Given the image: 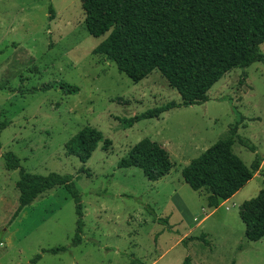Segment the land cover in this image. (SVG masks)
<instances>
[{"label":"rangeland","instance_id":"374dc122","mask_svg":"<svg viewBox=\"0 0 264 264\" xmlns=\"http://www.w3.org/2000/svg\"><path fill=\"white\" fill-rule=\"evenodd\" d=\"M107 35L88 32L82 0H0V118L10 121L1 134L0 264H31L38 253L34 264H183L187 256L188 264H264V237L248 240L239 214L264 188V62L227 72L202 104L124 127L122 118L182 98L158 69L134 82L96 52ZM260 48L264 53V42ZM63 82L80 90L65 93ZM239 120L238 135L256 151L237 139L233 150L247 165L258 155L261 166L230 200L211 208L208 191L191 188L182 169L227 138ZM87 125L110 142H99L83 164L65 144ZM146 137L164 146L174 163L156 181L138 167L118 166ZM7 151L29 172L74 176L84 211L81 244L71 245L77 215L64 187L47 190L11 220L19 205V170L6 168ZM203 233L209 244L182 241ZM62 245L68 249L42 253Z\"/></svg>","mask_w":264,"mask_h":264},{"label":"trees","instance_id":"16d2710c","mask_svg":"<svg viewBox=\"0 0 264 264\" xmlns=\"http://www.w3.org/2000/svg\"><path fill=\"white\" fill-rule=\"evenodd\" d=\"M82 7L88 32L94 37L108 34L95 48L96 52L105 54L134 82L158 69L182 98L180 103L170 101L122 118L124 127H132L142 119L160 117L174 107L202 104L208 100L209 89L227 72L236 67H249L258 61L264 62L260 48L264 42V0H82ZM245 78L247 73L244 72L241 80ZM50 87L48 84L43 88ZM60 87L68 94L80 90L79 86L66 82ZM240 122L233 124L227 138L215 142L182 169V177L191 188L208 191L207 205L211 208H217L221 202L232 198L261 166L258 155L251 165H247L233 150L237 139L252 152L256 151L248 139L238 135ZM9 124L10 121L0 118V150L2 131ZM102 140L110 142L104 139L101 130L87 125L66 142L65 148L85 164ZM3 158L7 169L19 170L16 182L20 191L19 205L11 220L47 190L64 187L74 200L77 215L71 245L81 244L84 211L74 176L58 172H29L13 151L5 152ZM118 166L138 167L148 179L156 181L166 176L174 163L164 146L146 137L118 161ZM239 214L245 223V237L251 241L262 239L264 188L240 206ZM156 220L168 224V218L156 217ZM194 239L210 243L204 233L182 241L187 243ZM67 249L62 245L44 248L42 253L58 254ZM41 258L42 254L38 253L30 263L34 264ZM189 260L187 256L183 264H188Z\"/></svg>","mask_w":264,"mask_h":264},{"label":"crops","instance_id":"0c3cea01","mask_svg":"<svg viewBox=\"0 0 264 264\" xmlns=\"http://www.w3.org/2000/svg\"><path fill=\"white\" fill-rule=\"evenodd\" d=\"M231 199V198H230ZM230 199H228V200H230ZM228 200H226V201H228ZM33 204V203H32ZM21 213V212H20ZM18 217V216H17Z\"/></svg>","mask_w":264,"mask_h":264}]
</instances>
